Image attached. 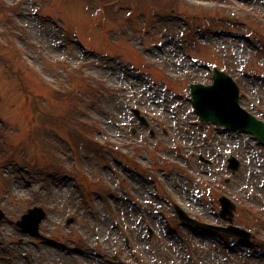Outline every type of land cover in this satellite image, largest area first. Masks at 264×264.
I'll return each mask as SVG.
<instances>
[{"label": "rangeland", "instance_id": "obj_1", "mask_svg": "<svg viewBox=\"0 0 264 264\" xmlns=\"http://www.w3.org/2000/svg\"><path fill=\"white\" fill-rule=\"evenodd\" d=\"M44 1L0 0V264H264V146L201 121L188 86L225 68L264 119V0ZM80 120L137 169L92 155ZM223 194L253 242L178 219L227 224ZM32 206L38 234L17 224Z\"/></svg>", "mask_w": 264, "mask_h": 264}, {"label": "water", "instance_id": "obj_2", "mask_svg": "<svg viewBox=\"0 0 264 264\" xmlns=\"http://www.w3.org/2000/svg\"><path fill=\"white\" fill-rule=\"evenodd\" d=\"M192 90L194 95L193 102L196 106V111L200 114L204 121H213L217 124H224L227 128L250 132L256 138L264 142V122L256 119L247 110L241 107L239 103L240 89L230 75L215 69L214 83L212 85L195 84L192 85ZM231 160L232 165L237 167L238 162L236 159L232 158ZM221 200L223 203L222 214L224 216L228 214L232 215L234 206L226 198H222ZM36 212L39 213L35 217L33 227L29 228L26 223L27 221L20 222L24 227L32 232L37 231L40 221L45 216V213L41 208L36 207L30 210V213ZM178 212L181 217L188 220L189 223H200L189 218L188 215L180 208H178ZM203 225L212 229L211 226H207L206 224ZM226 230L240 234L246 232L244 230L240 231L233 226Z\"/></svg>", "mask_w": 264, "mask_h": 264}, {"label": "bare ground", "instance_id": "obj_3", "mask_svg": "<svg viewBox=\"0 0 264 264\" xmlns=\"http://www.w3.org/2000/svg\"><path fill=\"white\" fill-rule=\"evenodd\" d=\"M205 6H207V3H205ZM150 54H153V52H150ZM2 232L3 233H6V234H8L9 233V231H8V228H6V226H2ZM26 243V241H22V245H24ZM18 247H20V246H18Z\"/></svg>", "mask_w": 264, "mask_h": 264}, {"label": "trees", "instance_id": "obj_4", "mask_svg": "<svg viewBox=\"0 0 264 264\" xmlns=\"http://www.w3.org/2000/svg\"><path fill=\"white\" fill-rule=\"evenodd\" d=\"M73 93H74V92H73ZM71 94H72V93H71ZM72 95H74V94H72ZM89 128H90V127L88 126V128H84L83 131L86 132V130L89 129ZM103 150H104V149H102V151H103Z\"/></svg>", "mask_w": 264, "mask_h": 264}]
</instances>
